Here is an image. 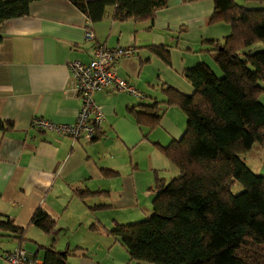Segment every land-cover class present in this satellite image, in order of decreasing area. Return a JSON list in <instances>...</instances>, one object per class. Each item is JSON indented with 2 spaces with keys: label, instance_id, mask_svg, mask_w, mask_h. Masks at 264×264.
<instances>
[{
  "label": "crops",
  "instance_id": "obj_1",
  "mask_svg": "<svg viewBox=\"0 0 264 264\" xmlns=\"http://www.w3.org/2000/svg\"><path fill=\"white\" fill-rule=\"evenodd\" d=\"M213 12V0H167L152 21L114 20L107 6L102 19L92 22L69 0H33L28 14L0 23V121L12 125L0 128V214L25 228L29 253L42 259L39 246L54 242L59 250L76 249L68 264L148 263L130 259L109 231L151 212L156 172L167 180L176 174L160 147L182 136L186 114L166 101L193 94L184 71L208 65L204 52L215 53V61L211 41L231 32L228 23L209 21ZM87 24L93 39L85 38ZM97 45L130 49L114 69L142 96L112 85L94 92L103 120L92 140L32 126L34 117L74 121L80 100L64 92L68 63H87ZM151 45L165 46L169 62ZM155 101L161 118L151 129L144 115L138 123L130 110L146 112ZM36 208L55 221L52 234L29 224ZM7 238L0 251L18 245L17 238Z\"/></svg>",
  "mask_w": 264,
  "mask_h": 264
},
{
  "label": "trees",
  "instance_id": "obj_2",
  "mask_svg": "<svg viewBox=\"0 0 264 264\" xmlns=\"http://www.w3.org/2000/svg\"><path fill=\"white\" fill-rule=\"evenodd\" d=\"M31 1L0 0V23L28 14ZM69 1L92 22L102 19L107 6L113 7L112 19L122 21H152L167 6V0ZM213 1L209 21H223L231 28L222 41H211L222 73L198 63L184 71L193 94H173L175 99L166 101L180 105L186 114L182 136L160 147L176 174L167 180L155 173L147 218L109 231L130 259L153 264H264V174L252 172L241 158L255 144L264 149V104L256 99L264 92V47L252 49L264 43V0H247L263 7ZM147 48L169 62L165 46ZM158 104L155 101L146 112L134 107L130 111L138 123L144 115V124L153 129L161 118ZM11 126L0 121L4 130ZM238 184L242 189L234 192ZM29 224L48 235L56 225L41 208L35 209ZM0 231L17 238V246L27 240L25 228L1 214ZM39 248L43 264H68L67 257L76 250L56 249L54 242Z\"/></svg>",
  "mask_w": 264,
  "mask_h": 264
},
{
  "label": "built area",
  "instance_id": "obj_3",
  "mask_svg": "<svg viewBox=\"0 0 264 264\" xmlns=\"http://www.w3.org/2000/svg\"><path fill=\"white\" fill-rule=\"evenodd\" d=\"M94 32L90 24L85 26V38L93 39ZM130 53L128 47H107L97 45L92 58L87 63L73 60L68 63L70 79L64 89L66 95L77 96L80 105L73 122H53L42 117H34L31 125L43 130H52L61 136H69L74 141L92 140L99 130L103 114L93 98V93L109 85L120 91L142 96V92L120 77L114 69L115 61ZM0 258L5 264H43L41 258L34 257L24 245L10 250H2Z\"/></svg>",
  "mask_w": 264,
  "mask_h": 264
},
{
  "label": "rangeland",
  "instance_id": "obj_4",
  "mask_svg": "<svg viewBox=\"0 0 264 264\" xmlns=\"http://www.w3.org/2000/svg\"><path fill=\"white\" fill-rule=\"evenodd\" d=\"M236 1L239 4L245 5L247 7H260L261 6L259 3L247 2V0L246 1L245 0H236ZM263 6H264V4H263ZM263 6H261V7H263ZM263 47H264V43L263 42H258V43H256L255 45L252 46V49L256 50V49H261ZM214 58H215V53H213V52H211V53L204 52L203 53V59H205L204 61H206V63L208 65H210V67L217 74H221L219 66H218L216 60L214 61ZM256 99L259 102H261L262 104H264V92H259L256 95ZM241 158L246 163V165L252 170V172H254L255 174H259V175H263L264 174V149L261 148L258 144L253 145V147H252V149L250 151H248L246 153H243L241 155ZM240 189H242V186L239 185V184H238V186L235 185L233 187V191L234 192H238V191H240ZM150 214H151V212L149 214H147L146 217H148ZM4 234H5L4 232L0 231V249L2 247H4L6 245V243L8 242V238ZM28 248H31V246H28ZM38 256H41L40 251H39V255ZM1 260H0V264H3L2 263L3 260L2 261ZM146 264H153V263L148 262Z\"/></svg>",
  "mask_w": 264,
  "mask_h": 264
}]
</instances>
